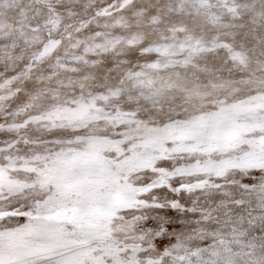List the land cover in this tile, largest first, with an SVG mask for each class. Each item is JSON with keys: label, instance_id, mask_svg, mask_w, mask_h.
Wrapping results in <instances>:
<instances>
[{"label": "snow or ice", "instance_id": "snow-or-ice-1", "mask_svg": "<svg viewBox=\"0 0 264 264\" xmlns=\"http://www.w3.org/2000/svg\"><path fill=\"white\" fill-rule=\"evenodd\" d=\"M0 264H264V0H0Z\"/></svg>", "mask_w": 264, "mask_h": 264}]
</instances>
